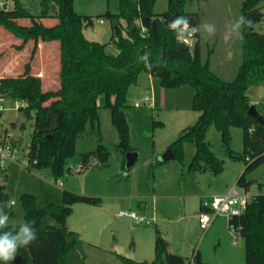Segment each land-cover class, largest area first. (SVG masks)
<instances>
[{
    "label": "trees",
    "instance_id": "16d2710c",
    "mask_svg": "<svg viewBox=\"0 0 264 264\" xmlns=\"http://www.w3.org/2000/svg\"><path fill=\"white\" fill-rule=\"evenodd\" d=\"M14 2L15 8L0 11V28L22 42L16 48L22 50L32 42L34 57L42 44L54 43L58 47L59 86L55 90H43L42 78L32 74L29 63L21 76L0 78V98L24 103L19 112L27 120H34L25 157L29 171L41 173L56 182L73 172L68 160L76 154L77 141L86 133L87 127L99 123L100 97L104 98L117 129V149L124 158L122 169L126 171L125 156L136 150L129 136L128 94L130 88L137 85L139 75L146 72L159 79L164 89L190 86L195 90L193 106L198 120L184 129L170 146L175 160L184 164V145L192 142L196 151L189 173L220 174L224 166L206 142L209 129L215 126L230 157L245 163L237 185L250 189L253 183L248 182L249 175L264 164V125L248 113L252 106L250 95L264 87V34L254 29L255 24L264 20V0L243 1L240 17H245L251 24L241 30L242 62L230 81L212 68L214 50L203 55L199 43L201 32L192 35L195 42L191 47L181 40L183 37L178 39L174 30L166 28L165 22L175 15L187 17L191 26L201 25L198 13L184 11L187 0H169V9L161 15L154 12L156 0H120L119 14L109 15L117 25L105 44L86 38L84 30L94 27L95 17L77 13L74 0H39V15L32 14L19 0ZM121 20L127 23L124 31L120 27ZM109 47L116 53L111 54ZM146 53H150L147 64L141 60ZM255 107L264 119V105ZM232 127L243 130L242 154L231 148L229 129ZM0 144L14 149L16 141L6 134ZM248 157L251 161H247ZM110 158L109 150L100 141L96 150L81 156L79 173L91 167L108 168ZM254 185L264 188V183ZM62 198V205L40 209L34 195H22L25 222L35 220L37 239L20 248L11 264H87L85 243L78 233L67 227V218L74 205L100 206L101 198L67 190L62 192ZM8 200L5 187L0 185V205ZM201 210L208 211L203 203ZM5 211L9 218L15 216L12 208L5 207ZM228 225L240 230L246 264H264V196L250 204L241 217L229 219ZM12 226L9 224L5 230H11ZM157 235L154 260L137 262L120 256L122 263L186 264L189 258L170 252L169 242L159 231ZM197 252L195 264H203Z\"/></svg>",
    "mask_w": 264,
    "mask_h": 264
},
{
    "label": "rangeland",
    "instance_id": "374dc122",
    "mask_svg": "<svg viewBox=\"0 0 264 264\" xmlns=\"http://www.w3.org/2000/svg\"><path fill=\"white\" fill-rule=\"evenodd\" d=\"M135 1V0H132ZM244 0H187L184 11L198 13L201 17V24L210 23L216 26V34L208 37L201 31L199 43L202 46L203 55L207 56L211 50L214 70L222 74L225 80H232L237 74L238 66L242 62L241 39L233 34L229 41L224 40L225 26L234 23L240 17V9ZM20 4L34 15L41 13L39 0H19ZM2 9L15 8L14 0H0ZM74 9L82 15L95 17V25L85 29L84 33L88 40L100 43H108L117 25L109 15H118L120 12V0H74ZM169 9V0H156L154 12L158 15L164 14ZM264 13V8H262ZM102 21V23H101ZM126 21H120L122 31L126 27ZM257 33L264 34V20L255 24ZM195 40L191 41V47ZM22 42L11 36L7 31L0 28V70H6L7 75L3 77H18L24 73L25 65H31L34 75H40L44 68L46 74L43 80V90H55L58 79V47L56 44H42L38 46L37 53L32 57L34 44L29 42L22 50L16 47ZM231 43V51L226 52L228 44ZM27 49V50H26ZM109 52L116 51L109 47ZM227 55L230 58L226 59ZM17 57V61H15ZM224 63V64H222ZM48 74V75H47ZM1 76V75H0ZM152 83V87L150 84ZM146 95L154 97L156 105L135 107V103L141 102ZM195 90L190 86H183L175 89H164L159 79H150L148 73L139 75L137 85L129 90L127 119L129 125V136L131 145L140 153V158L129 171L121 169L122 154L117 149L119 135L113 124L111 112L105 107V100L100 97L98 100L99 123L87 127L86 133L77 141L76 154L68 160V166L73 169L71 174H66L59 181L43 174L29 171L25 159L31 136L34 131V120H27L20 112L21 102L11 98H0V142L5 135L16 141L13 157H9L1 167L0 155V185L10 198H15L17 204L13 207L15 216L9 219V224L18 225L25 222L24 209L21 197L24 194L34 195L36 205L40 209L49 206H60L63 203L62 192L64 190L79 195L101 198L102 204L88 205L76 204L67 218V227L78 233L84 241L87 264H120L115 253L117 247H125L138 243V248L146 254H151L152 261L155 258V243L157 232L167 241L171 242L175 252L184 247L186 257H191L192 251L198 247L208 264L216 258L218 264H246L245 244L242 238L237 239V245L233 244V232L228 225V218L218 217L213 233H203L200 230L198 214L200 212V200L189 196L195 191L219 192L230 190L237 185L238 178L245 170L243 161L234 160L230 157L227 148L223 143L222 135L215 126H211L207 133L206 142L215 157L219 159L224 169L214 175L206 172L202 176L200 186L189 184L182 177L180 171L189 172V165L192 161L196 147L192 142L184 145V164L175 159L162 161V156L170 149V146L181 136L184 129L196 124L198 113L194 110ZM251 101L260 103L264 100V87L256 89L250 95ZM231 148L235 153L244 152L243 130L232 127L229 129ZM102 142L111 154L110 166L108 168L91 167L81 173L78 172L81 165V156L87 152L94 151ZM154 148L160 154L157 158L159 164L154 163L152 157ZM192 154V155H191ZM191 159H189V157ZM189 161V162H188ZM164 162V163H162ZM155 182L158 194L176 193L180 195L164 201L159 200V213L154 203L148 200L150 214L155 213L158 222L151 225L135 223L128 217L119 215L122 210H129L131 207L129 194L132 198L131 211L139 216L145 217L139 205H144L145 199L140 197L143 193L154 192ZM248 182L251 194H258L259 189L254 184L264 183V164L251 172ZM201 188V189H200ZM240 192L243 188L238 186ZM209 192V193H210ZM91 194V195H88ZM208 193V194H209ZM144 200V202H143ZM147 201V200H146ZM164 204L161 205V202ZM184 201L185 206L184 207ZM165 205H167L165 207ZM169 206L174 207V213L169 214ZM168 207V208H167ZM143 208V207H142ZM158 209V205H157ZM196 215V216H195ZM146 217L154 219L153 217ZM181 218L178 223L170 219ZM165 219L170 222H164ZM51 223L60 227L55 222ZM158 224V225H157ZM200 228V229H199ZM183 234L181 239L179 235ZM178 236V237H176ZM176 237V238H175ZM138 257V256H137ZM135 257V261L140 262ZM139 258V257H138Z\"/></svg>",
    "mask_w": 264,
    "mask_h": 264
},
{
    "label": "clouds",
    "instance_id": "9594fccd",
    "mask_svg": "<svg viewBox=\"0 0 264 264\" xmlns=\"http://www.w3.org/2000/svg\"><path fill=\"white\" fill-rule=\"evenodd\" d=\"M251 24V21L245 17H239L234 23H230L225 26L226 31L224 40L229 41L232 39L233 34L238 38L243 39L242 28ZM170 28L177 34V38L191 36L197 32H204L208 37L216 34V26L214 24L205 23L198 26H191L187 17H178L170 25ZM148 55L146 53L141 60L148 63ZM17 204L15 198H10L8 201L0 205V261L3 264H11L15 260L17 252L20 248L29 246L37 239V231L35 228V220L28 222H20L17 225H13L11 230H5L9 228V215L5 211L6 208H13Z\"/></svg>",
    "mask_w": 264,
    "mask_h": 264
},
{
    "label": "built area",
    "instance_id": "2783aa9c",
    "mask_svg": "<svg viewBox=\"0 0 264 264\" xmlns=\"http://www.w3.org/2000/svg\"><path fill=\"white\" fill-rule=\"evenodd\" d=\"M102 23V21H101ZM181 40L191 45L192 35L183 37ZM153 98L146 95L141 102L135 103V107L140 108L142 106L152 105ZM264 105V100L260 103L251 102L252 106ZM0 155H1V167L4 168V163L9 157H13L15 154L11 151V147L8 145L0 144ZM247 161H251L248 157ZM80 170H78L79 172ZM257 186V185H254ZM258 187V186H257ZM259 189L258 194H251L250 189H243L242 192L238 190V185H235L227 195L213 196L206 200L203 204L208 209V211H201L198 215L199 225L203 233L205 234L212 226L214 221L220 217L225 216L229 219L234 217H241L246 211L247 207L252 204L259 196H264V188ZM122 217H128L132 219L135 223L151 225L154 220L147 219L145 217L139 216L136 212L131 210H122L119 213ZM230 230L233 232V244L237 245V239L240 237V230L238 227L231 225ZM197 251L186 261V264H195V259L197 256Z\"/></svg>",
    "mask_w": 264,
    "mask_h": 264
},
{
    "label": "crops",
    "instance_id": "0c3cea01",
    "mask_svg": "<svg viewBox=\"0 0 264 264\" xmlns=\"http://www.w3.org/2000/svg\"><path fill=\"white\" fill-rule=\"evenodd\" d=\"M6 9H13L12 7H8L7 6V8ZM25 22H27V21H24L23 23H25ZM231 43H229L228 44V48H226V52H228V54H229V52L231 51ZM27 50V49H26ZM224 56H227V55H224ZM230 57L229 56H227V57H225V59H224V62L226 63L227 62V60L226 59H229ZM15 59V61H17V57H15L14 58ZM222 64H224V63H222ZM227 64V63H226ZM211 65H212V68L214 69V67H213V60L211 59ZM42 73L40 74V75H38V76H40L41 78H42V80H44V75L46 74V71H45V69L43 68L42 70ZM8 73H7V71L6 70H0V78H2L4 75H7ZM48 75V74H47ZM149 75V74H148ZM150 76V75H149ZM150 79L151 80H153V79H155V78H153L152 76H150ZM57 86H59V82H58V79H57ZM150 86L152 87V83L150 84ZM155 105H156V100H154V97H153V102H152V107L154 108L155 107ZM20 106H25V104L24 103H20ZM141 108V107H140ZM189 127V126H188ZM11 138H12V136H11ZM13 139V138H12ZM138 154H139V158H140V153L137 151V149L135 150ZM160 154H158V152H157V150L154 148V150H153V154H152V157H153V159H154V163L155 164H157V163H159V161L157 160L158 158V156H159ZM192 155V154H191ZM195 155V154H194ZM191 157L192 156H190L189 157V159H191ZM123 156H122V163H123ZM139 160V159H138ZM171 161V160H170ZM169 161V162H170ZM173 161V160H172ZM165 162H168V161H165ZM189 162V161H188ZM122 163H121V169H122ZM137 163V162H136ZM135 163V164H136ZM191 163V162H190ZM123 170V169H122ZM207 173L205 172V173H201V174H196V175H192L191 173H185L183 170L182 171H180V177H182L187 183H189V184H198V186H200V184H201V182H202V178H204V177H202V176H205ZM156 180L154 179V192L151 194V193H143V194H140V197L142 198V199H145V203H144V205H139V210H141L144 214H146L145 215V218L148 216V217H150V215H152L151 217H153L154 219H151V220H154V222H158L157 221V218H156V216H155V213H152V214H150V210H149V206H148V200H151V201H153V203H154V207H155V209L153 210V212L155 211L156 213H159V210H160V205H159V200H160V198H163V200L164 201H168L169 199L171 200V198H176V197H179L180 195H178V194H176V193H166V194H158L157 193V185H158V183H159V181H157V182H155ZM201 189V188H200ZM210 192V191H209ZM205 192V194L202 192V190H198V191H195L194 193H192V194H187V195H185V196H183L184 197V199H187V197L189 196L190 198H193V199H199L200 200V212L201 211H203V210H201V204L202 203H204L206 200H208V199H210L211 197H213V196H219V195H227L229 192L227 191V189L226 190H221V191H219V192H214V193H212V192ZM209 193V194H208ZM88 195H91V194H89L88 193ZM137 196V194H134L133 196H131L130 194H129V201L131 202L130 203V205H131V207H132V198L134 199V197H136ZM181 197V196H180ZM95 198V197H94ZM147 200V201H146ZM164 201L163 202H161V205H163L164 204ZM143 202H144V200H143ZM185 201H184V207H186V209H187V205L185 206ZM157 205H158V209H157ZM167 205H165V207H166ZM131 207L129 208V210H131ZM143 207V208H142ZM168 208V207H167ZM169 214H173L175 211H174V207H172V206H169V210H166ZM199 212V213H200ZM199 215V214H198ZM196 216V215H195ZM148 219V218H147ZM175 218H172V219H170V221H173ZM181 218H177L176 220H174L175 222H177L178 223V221L180 220ZM218 219V218H217ZM217 219L214 221V223L212 224V226H211V228L206 232L207 234L208 233H213L214 232V230H215V227H214V225H215V223H216V221H217ZM170 221H167V219H165V223L166 222H170ZM158 225V224H157ZM200 229V228H199ZM201 230V229H200ZM184 235L185 234H183L182 236L184 237ZM181 236V234L179 235V237L181 238V239H183V237ZM176 237H178V236H176ZM175 237V238H176ZM169 242V241H168ZM169 244H170V250L172 249V245H171V242H169ZM184 249V247L181 249H178L177 251H173L172 253H174V254H178V255H180V256H183V257H185V258H189V257H186L185 255H186V252L183 250ZM130 251H132V252H134V257H137V259H139L140 260V262H145V261H142L143 259H151L150 257H151V254H146L145 252H144V250L142 249V247L141 248H138V243H136V244H133V245H130V246H127V247H125V252H130ZM195 251H199V254H200V256H201V261L203 262V264H207L206 262H205V257H204V254L202 253V251L200 250V249H198V247L196 248V249H194L193 251H192V254L191 255H193V253L195 252ZM115 253V258H116V260L120 263V264H123L122 263V261L120 260V256L116 253V252H114ZM122 257V256H121Z\"/></svg>",
    "mask_w": 264,
    "mask_h": 264
},
{
    "label": "water",
    "instance_id": "95a60500",
    "mask_svg": "<svg viewBox=\"0 0 264 264\" xmlns=\"http://www.w3.org/2000/svg\"><path fill=\"white\" fill-rule=\"evenodd\" d=\"M2 10V7L0 5V11ZM177 15H175L174 17H172L170 20L165 22V26L166 28L170 29V25L173 23V21H175L177 19ZM249 115L255 117L262 125H264V119L262 118V116L258 113L257 109L255 106H251L249 109ZM139 159V154L136 151H131L129 153L126 154L125 156V168L126 171H129L133 168V166L135 165V163L138 161ZM175 159V155L173 154V151L171 149H169L163 156H162V161H170V160H174ZM116 253L119 256H122L128 260H135L134 257V252L130 251V252H125V249L122 247H117L116 248ZM208 264H218L216 258H214L210 263Z\"/></svg>",
    "mask_w": 264,
    "mask_h": 264
}]
</instances>
